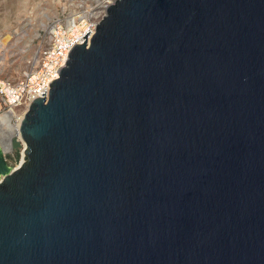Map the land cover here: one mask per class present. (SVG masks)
<instances>
[{
	"label": "water",
	"instance_id": "95a60500",
	"mask_svg": "<svg viewBox=\"0 0 264 264\" xmlns=\"http://www.w3.org/2000/svg\"><path fill=\"white\" fill-rule=\"evenodd\" d=\"M89 33L17 168L0 145V264H264V0H115Z\"/></svg>",
	"mask_w": 264,
	"mask_h": 264
},
{
	"label": "built area",
	"instance_id": "2783aa9c",
	"mask_svg": "<svg viewBox=\"0 0 264 264\" xmlns=\"http://www.w3.org/2000/svg\"><path fill=\"white\" fill-rule=\"evenodd\" d=\"M114 1L98 0L92 3V6L81 3L76 9H64L55 16L47 28L44 44L36 53L34 67L16 82L0 81V103L3 107L0 115L20 109L26 112L34 99L48 98L49 84L59 78V71L66 66L72 48L76 44H83V36L88 30L90 33L86 42L89 43L96 31V25L105 17L107 7ZM42 93L45 95L42 96ZM21 121L22 119L16 118L11 121L18 126V133ZM11 150L12 145L10 151L4 153L7 154Z\"/></svg>",
	"mask_w": 264,
	"mask_h": 264
},
{
	"label": "rangeland",
	"instance_id": "374dc122",
	"mask_svg": "<svg viewBox=\"0 0 264 264\" xmlns=\"http://www.w3.org/2000/svg\"><path fill=\"white\" fill-rule=\"evenodd\" d=\"M98 0H0V81L16 82L34 67L38 49L46 40V31L62 10H74L81 3L92 6ZM3 110L0 105V113ZM23 117V109L15 110ZM1 145V142H0ZM22 142L12 138V150L5 154L15 169L21 163Z\"/></svg>",
	"mask_w": 264,
	"mask_h": 264
},
{
	"label": "bare ground",
	"instance_id": "6f19581e",
	"mask_svg": "<svg viewBox=\"0 0 264 264\" xmlns=\"http://www.w3.org/2000/svg\"><path fill=\"white\" fill-rule=\"evenodd\" d=\"M13 118H16L18 120L22 119V117H17L14 111L0 115V142L4 152L10 151L13 137H17L21 140L18 133V126L11 123ZM21 142L22 146L25 149L26 144L22 140ZM23 157L24 156L22 152L21 162Z\"/></svg>",
	"mask_w": 264,
	"mask_h": 264
},
{
	"label": "crops",
	"instance_id": "0c3cea01",
	"mask_svg": "<svg viewBox=\"0 0 264 264\" xmlns=\"http://www.w3.org/2000/svg\"><path fill=\"white\" fill-rule=\"evenodd\" d=\"M0 105H1V103H0Z\"/></svg>",
	"mask_w": 264,
	"mask_h": 264
}]
</instances>
